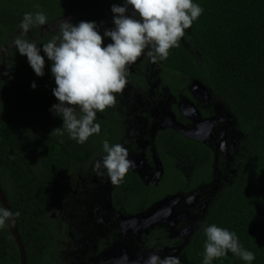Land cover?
I'll return each mask as SVG.
<instances>
[{
	"label": "trees",
	"instance_id": "16d2710c",
	"mask_svg": "<svg viewBox=\"0 0 264 264\" xmlns=\"http://www.w3.org/2000/svg\"><path fill=\"white\" fill-rule=\"evenodd\" d=\"M193 2L204 11L185 31L179 47L170 49L165 62L172 73L205 82L229 106L245 137L234 156L235 169L214 194L204 223L175 257L181 264H203L204 229L215 224L235 232L241 246L255 254L251 264H264V0ZM114 4L125 6V0H0V66L1 49L5 44L12 46L13 35V41L18 37L35 41L42 49L58 34L44 31L40 37L41 25H34L21 35L25 13L43 12L47 23L70 13L74 24L95 22L101 32L113 24ZM40 54L45 58L42 77L16 48L5 50L0 73V186L11 211L20 213L15 224L28 264H58L60 259L56 262L52 251L62 235L52 228L50 215L58 209L69 173L89 161L91 145L96 143L89 137L81 144L67 130H61L63 134L55 130L62 129L64 121L50 111L59 103L53 95L55 78L52 61L43 50ZM175 138L177 154L198 161L195 176L214 178L212 151L181 134ZM0 208H4L1 198ZM0 264H21L8 222L0 228ZM211 264L249 262L229 251Z\"/></svg>",
	"mask_w": 264,
	"mask_h": 264
},
{
	"label": "flooded vegetation",
	"instance_id": "af4514ba",
	"mask_svg": "<svg viewBox=\"0 0 264 264\" xmlns=\"http://www.w3.org/2000/svg\"><path fill=\"white\" fill-rule=\"evenodd\" d=\"M128 9L130 11L127 14L131 15L133 9L131 6ZM61 16L46 23L49 28L41 30V25L40 34L43 35L44 31L58 32L63 22ZM66 21L74 24L73 16ZM114 27L113 21L100 34L103 36L106 30ZM54 28L57 30L54 31ZM107 41L108 44L112 42L110 37L104 38L103 42ZM146 52L135 63L128 65V82L123 92L117 94L116 105L97 113L96 122L100 124V132L89 139L96 143V146L91 145L93 154L88 162L76 166L69 173L58 209L50 215L54 220L52 228L62 235L52 251L56 252V262L60 258L69 264H85L87 259H102L103 263L114 260L120 262L126 254L123 251H136L135 243L139 244V250L152 247V252L161 257L166 256L165 247L170 250V255L177 256L190 241L177 251V223L187 220V215L177 219V208L181 209L180 204L185 202L191 216L198 209L201 211V219L195 223L198 224L197 227L193 228L196 230L204 223L207 208L212 205L220 184L229 180L228 170L224 177L215 180L212 177L208 180L207 174L195 176L198 161L179 155L174 150H177V138L174 137L178 133L210 149L213 153L212 162H215L219 150L214 140L199 138L198 135L204 131H195L197 134L194 133V136L188 133L189 130L184 131L177 126V118L182 115L179 107L183 99L192 101L197 107V115L186 114L187 122H180L184 128L185 124H189L191 127L186 126L187 128L197 129L200 117L207 115L205 110L211 105L194 101L191 89L197 79L172 73L165 60L157 59L153 62ZM215 97L219 99L211 92L210 98ZM222 102L229 111L226 102ZM232 118L231 124L240 129L233 113ZM242 132L244 139L245 132ZM105 140L110 145L122 144L128 150V158L134 162V167L117 184L112 183L106 169H95V163L106 155L103 151ZM179 157L194 165L190 175H186L177 165ZM204 190L213 191L203 200L193 201L187 198L190 193ZM155 206H162V211L154 213ZM138 213L155 215L156 218L147 227L132 223L127 225L125 216H136ZM82 224L91 226L94 234L80 236L78 226ZM97 241H100L101 249L115 245L120 252L112 249L106 250L99 257L95 256L98 248H93V244ZM112 255L115 256L107 260ZM140 256L138 257L141 258Z\"/></svg>",
	"mask_w": 264,
	"mask_h": 264
},
{
	"label": "clouds",
	"instance_id": "9594fccd",
	"mask_svg": "<svg viewBox=\"0 0 264 264\" xmlns=\"http://www.w3.org/2000/svg\"><path fill=\"white\" fill-rule=\"evenodd\" d=\"M128 6L133 12L128 15ZM115 27L102 36L95 22L81 21L78 25L63 20L58 34L41 47L35 41L16 38L13 45L28 62L37 76H43L45 58L41 50L52 61L51 73L56 87L53 95L59 103L50 111L63 118V128L78 143L100 132L96 122L97 113L104 112L117 103V94L127 84L128 65L146 54L153 62L166 60L170 49L179 47V41L193 22L203 13V8L193 0H125V6L113 5ZM43 12L25 13L20 28L26 34L34 25H45ZM112 43L103 46L104 37ZM33 89L37 87L35 82ZM61 134L63 132L61 131ZM106 155L95 163V169H106L113 184L119 183L134 167L128 158V150L122 144L103 142ZM20 213L0 208V228L6 222L15 223ZM207 237L203 264H211L230 251L249 262L255 254L244 249L235 232L215 224L204 229ZM127 261V255L122 258ZM145 264H181L178 257H161L152 253Z\"/></svg>",
	"mask_w": 264,
	"mask_h": 264
},
{
	"label": "rangeland",
	"instance_id": "374dc122",
	"mask_svg": "<svg viewBox=\"0 0 264 264\" xmlns=\"http://www.w3.org/2000/svg\"><path fill=\"white\" fill-rule=\"evenodd\" d=\"M105 43L108 44V41ZM183 44L186 47H189L186 41H183ZM205 84L206 83L203 81H198V80L194 81L191 92L195 96L194 101L196 103L197 101H201L211 105V107L206 108L205 110L207 111V115L204 116V118L200 117L197 129L187 128V127H191V125L189 124H185L187 127L185 126L184 128L182 124H180V122H187L186 120L187 115H197V107L194 105L192 101H188L185 98L182 100V105L179 107V109L182 112V115L177 118V126L181 130L183 129L184 131L189 130L188 133L189 134L192 133V135L194 136H195L194 133H196L195 131H204L203 134L198 135L199 138L205 140L207 139L210 141L211 139L214 140L215 146L219 150V154L215 159L214 169H213L214 171L213 177L215 180L216 178L224 177L227 173V170L229 172H232L235 169L236 161L234 156L236 155L235 153L237 152V150L241 147V142L243 140V132H242L243 130L241 131V129H239L236 125H234L233 123L231 124V120H233L231 111L230 110L228 111L226 109V105L222 102V100L217 99L216 97L214 99L210 98V94H211L210 89H208V87ZM212 108L214 110L213 112H212ZM241 152L245 153L243 151ZM177 165L186 173V175H190L194 170V165L192 163L185 161L184 158H180V157L177 158ZM212 191L210 192H208V190L207 191L204 190L201 192L195 191L193 193H190L187 196V198L193 201L203 200L206 199L207 196H209L212 193ZM180 205H181V209L177 208V219L184 218L187 215L186 216L187 220L179 221V222L177 221L178 222L177 237H179V239L177 240V251H179L181 249V246H183L185 243H187L190 240L193 232L195 231V229L193 228H196L198 225L195 223L201 219V211L199 209L194 213H192L191 216L190 211L186 208V203L182 202ZM161 208L162 206H155L153 208L154 213L161 212L162 211ZM155 218H156L155 215H150L147 213H138L136 216L126 215L125 221L127 222V225L132 223V224H137L138 226L147 227L152 225L153 219ZM78 227H80L79 228L80 236H87L94 234V229L91 226H88L87 224H82L81 226ZM150 241H155V240L150 239ZM93 248H98L97 254L95 255L98 257L106 250L116 249L120 252V249L115 245H109L106 249H101L100 241L95 242L93 244ZM135 249L137 252L136 251L128 252L127 250L123 251L127 255V261L120 260L119 262L117 260H114L103 263L102 259H100L99 261H93L87 259L85 261V264H145V261L153 253L152 252L153 248L149 246L145 247L142 250H139L138 243H135ZM164 252L166 253V256H170V250L167 247L164 248ZM139 255H141L140 256L141 258L138 257ZM114 256L115 255L107 257V260L111 259ZM79 263H82V260H79ZM58 264H69V263H67V261L64 262L60 258Z\"/></svg>",
	"mask_w": 264,
	"mask_h": 264
},
{
	"label": "water",
	"instance_id": "95a60500",
	"mask_svg": "<svg viewBox=\"0 0 264 264\" xmlns=\"http://www.w3.org/2000/svg\"><path fill=\"white\" fill-rule=\"evenodd\" d=\"M70 13H66L64 15L61 16V18L63 20H67L69 17H70ZM44 28H49L47 24L45 25H42L41 26V30H43ZM57 29L54 28V31H56ZM20 33V31H17L15 34H18ZM14 36V35H13ZM13 36L11 38L12 40V43H13ZM40 36H42V33L40 34ZM12 49V48H15V46L12 44V46L10 47L9 44H5L2 49H1V52H2V63H1V66H0V73L3 71L4 67H5V62H6V56H5V50L6 49ZM0 198H1V201L3 203V206L5 209H10V206H9V203H8V200L0 186ZM10 225H11V230H12V234H13V237H14V240L15 242L17 243L18 245V248H19V251H20V258H21V264H28V261H27V255H26V251H25V247H24V244H23V241H22V238L18 232V229L16 227V224H11V222L9 221L8 222Z\"/></svg>",
	"mask_w": 264,
	"mask_h": 264
}]
</instances>
